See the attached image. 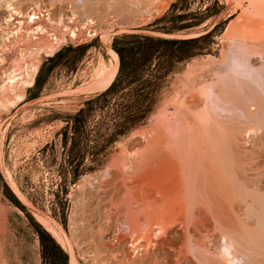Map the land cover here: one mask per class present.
I'll return each instance as SVG.
<instances>
[{"label": "rangeland", "instance_id": "374dc122", "mask_svg": "<svg viewBox=\"0 0 264 264\" xmlns=\"http://www.w3.org/2000/svg\"><path fill=\"white\" fill-rule=\"evenodd\" d=\"M263 14L264 0H0V264H71V250L75 264L211 260L222 232L205 218L188 225L193 253L178 254L180 222L164 237L154 223L159 246L133 252L147 227H128L124 188L145 144L192 125L216 84L237 107L253 96L264 128V82L244 85L237 70L264 64ZM224 117L232 200L259 187L264 201V129L253 140L238 110ZM235 223L251 264H264V226Z\"/></svg>", "mask_w": 264, "mask_h": 264}, {"label": "bare ground", "instance_id": "6f19581e", "mask_svg": "<svg viewBox=\"0 0 264 264\" xmlns=\"http://www.w3.org/2000/svg\"><path fill=\"white\" fill-rule=\"evenodd\" d=\"M31 15L29 17L34 22L36 15ZM237 70L243 74L244 85L246 80H249L250 83L264 82V64L260 67V70H257L259 72H256L250 63L241 61L238 63ZM113 77L114 75L106 83L105 88L109 87ZM249 101L252 104L244 108L233 105L229 100L224 98L223 94H221L220 87L216 84L208 102L194 105L192 110L194 123L192 125L186 123L185 129H181L179 125L175 127L176 129H173L168 125L165 127L167 132L165 133L168 135H166L167 139L161 135H156L151 141L145 144L146 146L142 151L143 154H140L142 157L139 156L141 159L138 158L140 163L136 159L139 163L136 171L139 174V171H141L142 174L140 177L138 176L139 179L136 180L137 184L135 183V186L133 185V187L128 188V185L125 184V199L124 203L121 204L122 206L128 207L123 210L126 219L129 221L128 227L132 229L131 231L140 232L143 228H141V225L143 226V224L144 227H147V232L142 229L140 233L141 235L142 232H145V234H142L145 238L141 236L144 242L135 244V248L132 247L134 249L132 250L133 252L140 247H144L146 256L152 246H159L158 242L155 243L159 239L156 238V240H153V236L155 235V230L153 229L155 226H157L156 231L159 233L158 237L162 235L164 237V233L171 229L170 225L173 223L176 225V222H180L184 224V229H187V233L184 232L183 234L185 241L184 249L182 248L179 253L177 250V253L180 256L183 254V251H185V254L193 253V251H197L200 244H197V240H192L188 231V228H190L188 225L193 221L192 226L196 224L194 225V228H196L197 223H194V220L205 218V220L211 219V221H214L215 225H221L219 228L223 229V231L220 229L222 233L219 249L211 260L201 258L194 254L198 264H251V258L247 252L248 246L245 245L246 242L238 231V224L235 221L238 219L248 224L251 221H255V224L259 223L264 226V201L260 200L257 196L261 192L259 187L253 188L254 190L250 188L253 190V194H249L243 201L238 200L240 203L242 202L243 207L239 202V205H236L237 201L232 200L230 195L231 190L229 191L225 184V177H227V180L228 178L230 179L229 175H231V170L235 174L239 165L236 160L226 161L224 150L225 138L229 132L224 117L226 111L238 110L251 124L250 127L244 129V136L250 134L249 138L253 140L261 136L260 130L264 128L260 127L261 125L257 126L254 122V117L260 111V106L253 96ZM237 140L240 141L242 138L238 136ZM237 146L238 143L235 145V151H238ZM134 170H132L133 175L136 173V171L133 173ZM134 176L136 177L137 175ZM124 178L127 180L126 176ZM122 217L124 218V216ZM154 223L155 226L153 225ZM141 237L138 239L140 240ZM125 258L128 261L132 260V254L126 252ZM184 259L186 261V258L183 257ZM136 261L133 259L132 264H138L140 262L138 261L136 263ZM191 262L189 261L188 263ZM70 263H76L72 250ZM180 263L178 262V264Z\"/></svg>", "mask_w": 264, "mask_h": 264}, {"label": "crops", "instance_id": "0c3cea01", "mask_svg": "<svg viewBox=\"0 0 264 264\" xmlns=\"http://www.w3.org/2000/svg\"><path fill=\"white\" fill-rule=\"evenodd\" d=\"M0 215H1V213H0Z\"/></svg>", "mask_w": 264, "mask_h": 264}]
</instances>
